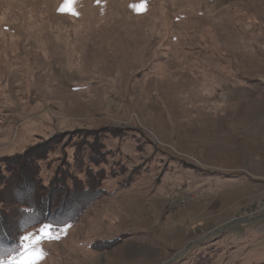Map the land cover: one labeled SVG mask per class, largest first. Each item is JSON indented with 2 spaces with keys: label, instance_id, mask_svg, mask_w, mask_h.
<instances>
[{
  "label": "rangeland",
  "instance_id": "rangeland-1",
  "mask_svg": "<svg viewBox=\"0 0 264 264\" xmlns=\"http://www.w3.org/2000/svg\"><path fill=\"white\" fill-rule=\"evenodd\" d=\"M64 4L0 0V176L50 141L39 192L90 201L38 264H264V0Z\"/></svg>",
  "mask_w": 264,
  "mask_h": 264
},
{
  "label": "trees",
  "instance_id": "trees-1",
  "mask_svg": "<svg viewBox=\"0 0 264 264\" xmlns=\"http://www.w3.org/2000/svg\"><path fill=\"white\" fill-rule=\"evenodd\" d=\"M50 143L49 141L33 146L25 154L18 157L17 160L14 159L16 161L13 163L14 167L7 171L9 173L8 179L5 180V178H3L5 174H3L2 177L0 176V204L4 205L6 201H11L13 205H19V207H21L20 210L25 212H22V214H26V216H15L16 220H14V222H16L18 226H21L22 221L25 220L23 222V228L20 229L19 232L38 224L60 227L71 223L76 220L79 213L84 210V207L90 203V201H85L82 206L79 204V210L77 206L69 207V204L66 206L62 205V202L68 201L71 196H73L72 193L74 192L72 191L75 189H73V183H69L74 179L67 173L65 174V172H62L59 177L56 176L54 178L55 185L53 186V191L48 190V192L45 193L39 192L40 190L42 191L43 188L39 185V179L37 178L38 162L45 159L51 151L52 145ZM95 147H97V144L94 148ZM94 152L96 151L94 150ZM1 173L2 171L0 170V174ZM28 187L32 190L31 196L29 197L30 200L22 202L23 189L27 190ZM89 195L91 196V193ZM53 197H61V202L58 200L60 202L59 205L56 204L57 206H55L56 201L53 204L51 203ZM77 211L80 212L78 213ZM3 217H6V215L0 210V223ZM1 231L0 228V232ZM12 242L11 234L8 235L5 233L4 236H2L0 233V259L15 254L14 251H9V246Z\"/></svg>",
  "mask_w": 264,
  "mask_h": 264
},
{
  "label": "snow or ice",
  "instance_id": "snow-or-ice-1",
  "mask_svg": "<svg viewBox=\"0 0 264 264\" xmlns=\"http://www.w3.org/2000/svg\"><path fill=\"white\" fill-rule=\"evenodd\" d=\"M75 0H65V4L59 10L78 15L74 9ZM143 5H141L142 7ZM50 225H42L38 229V235L25 234L20 237V251L15 255H8L0 259V264H38L43 259L44 253L38 247L41 240L50 236Z\"/></svg>",
  "mask_w": 264,
  "mask_h": 264
}]
</instances>
